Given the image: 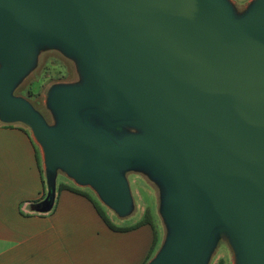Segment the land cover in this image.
Listing matches in <instances>:
<instances>
[{
	"label": "water",
	"instance_id": "obj_1",
	"mask_svg": "<svg viewBox=\"0 0 264 264\" xmlns=\"http://www.w3.org/2000/svg\"><path fill=\"white\" fill-rule=\"evenodd\" d=\"M233 23L220 0H0V117L32 126L47 167L91 184L118 213L119 170L152 165L170 190L176 232L154 264H202L217 231L243 264H264V0ZM58 40L87 84L59 90V125L11 97L31 44ZM139 122L150 135L116 143L82 116Z\"/></svg>",
	"mask_w": 264,
	"mask_h": 264
},
{
	"label": "crops",
	"instance_id": "obj_2",
	"mask_svg": "<svg viewBox=\"0 0 264 264\" xmlns=\"http://www.w3.org/2000/svg\"><path fill=\"white\" fill-rule=\"evenodd\" d=\"M245 1L253 8L261 0ZM36 145L27 128L0 117V264H147L151 225L110 229L86 197L46 189ZM232 248V264H243Z\"/></svg>",
	"mask_w": 264,
	"mask_h": 264
},
{
	"label": "rangeland",
	"instance_id": "obj_3",
	"mask_svg": "<svg viewBox=\"0 0 264 264\" xmlns=\"http://www.w3.org/2000/svg\"><path fill=\"white\" fill-rule=\"evenodd\" d=\"M220 1L225 3L233 23L247 19L250 10H253L252 5L245 0ZM31 45V63L15 82L10 94L12 98L26 102L45 127L55 128L59 125L60 113L53 106L54 95L62 89L82 88L88 79L84 75L81 57L67 50L62 42L36 40ZM82 116L94 131L106 133L119 144L150 135L149 130L139 122L111 123L99 110L83 112ZM15 124L27 128L33 135L38 152L44 154L42 174L46 189L57 188L61 184L74 187L71 181L74 178L62 166L48 170L45 147L32 126L20 121ZM119 174L126 183L130 198L129 207L124 213L112 209L91 184H84L86 187L80 190L91 196L116 226L130 227L150 217L156 233V247L147 264H154L156 258L171 244L176 232L167 215L169 187L164 177L148 163H136L119 170ZM234 255L230 233L220 230L214 235L202 264H219L220 261L232 264Z\"/></svg>",
	"mask_w": 264,
	"mask_h": 264
},
{
	"label": "trees",
	"instance_id": "obj_4",
	"mask_svg": "<svg viewBox=\"0 0 264 264\" xmlns=\"http://www.w3.org/2000/svg\"><path fill=\"white\" fill-rule=\"evenodd\" d=\"M62 190H69L73 193H76V194H79V195H82L84 197H86L87 199H89L92 204L94 205L97 213L99 214L100 218L104 221V223L110 228V229H113V230H123V229H119V228H115L112 223L110 222V220L105 216L104 212L102 211L101 207L98 205V203L93 200L87 193L83 192L82 190H79L77 189L76 187H72V186H68V185H64V184H61L58 186V191H62ZM148 217V216H147ZM148 219V220H147ZM146 220H143L142 222H139L137 223L136 225L139 226V225H142V224H150L152 229H153V232H154V240H153V246H152V253L154 252L155 250V247H156V233H155V229H154V225L152 224V221L150 220V217H148ZM151 251H150V254H151ZM152 255V254H151ZM150 255V257H151ZM149 257V256H148ZM149 257V259H150ZM219 264H223V261H220Z\"/></svg>",
	"mask_w": 264,
	"mask_h": 264
}]
</instances>
